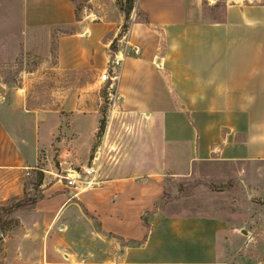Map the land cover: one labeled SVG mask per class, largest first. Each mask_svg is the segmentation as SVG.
<instances>
[{
	"label": "crops",
	"instance_id": "1",
	"mask_svg": "<svg viewBox=\"0 0 264 264\" xmlns=\"http://www.w3.org/2000/svg\"><path fill=\"white\" fill-rule=\"evenodd\" d=\"M135 12L146 20L134 21L123 42L141 53L124 60L113 91L124 110L144 116L153 131L151 154L143 153L138 167H115V175L99 177L77 197L64 181L42 182L43 196L30 211H16L25 227L16 234L24 238L0 264H226L219 246L229 230L225 220L169 215L155 206L167 176L264 161V3L236 1L216 21L205 19L201 0H137ZM37 19L28 26L41 25ZM77 23L75 33L57 41L54 69L63 83L51 91L68 96L71 72L85 69L91 76L85 94L97 96L123 21ZM45 24L71 25V15ZM40 74L33 70L32 82ZM85 94L79 107L88 110ZM33 102L27 85L0 83V202L22 195L24 170L51 165L57 122L79 125L86 130L80 140L90 145L88 130H97L98 103L80 115L66 99L60 107ZM89 149L85 143L84 162Z\"/></svg>",
	"mask_w": 264,
	"mask_h": 264
},
{
	"label": "rangeland",
	"instance_id": "2",
	"mask_svg": "<svg viewBox=\"0 0 264 264\" xmlns=\"http://www.w3.org/2000/svg\"><path fill=\"white\" fill-rule=\"evenodd\" d=\"M236 1L242 0H201L205 19L222 20L226 6ZM251 2L264 3V0ZM136 3L137 0H0V83L27 85L31 104L32 101L40 105L55 102L57 104H53L60 107L64 99L69 100L73 107L76 103L81 110L80 115L89 113L91 105L98 103L100 116L97 130H88L91 145L80 140L86 130H81L79 125L57 122L59 133L57 131L53 135L50 146L51 165L47 161L41 162L36 169H30L29 175L24 170L22 195L0 202V261L6 257L9 246L12 243L15 247L20 245L23 237L22 233L16 234L24 227L17 217V210L7 213L6 208L17 199L37 201L41 198L42 189L37 185L40 174H43V183L65 182L64 170L81 171L84 165L93 164L94 157L98 156L96 166L100 168L101 178L105 179L111 176L110 172L115 167L128 163L137 167L145 164L143 153L151 154L154 142L149 147L147 134L153 131L143 123L142 114L131 115L121 107L117 93L110 85L112 81L102 82L97 96L94 93L90 95V91L85 94L91 76L85 69H75L71 72L72 92L68 96L55 95L51 91L63 83V77L57 78L54 69L58 61L57 41L61 36L76 32L79 24L75 8H78L82 20L90 23L122 20L115 40L118 44L117 40L123 39L134 21L146 20L145 15L135 12ZM52 8H55L54 12ZM129 10L127 20L125 11ZM70 15L71 25L45 24L53 20L67 21ZM36 19L41 25L28 26ZM124 24L128 25L127 29ZM38 68L41 69L40 78L36 77L32 82L31 72ZM82 93L88 95L82 103L89 107L88 110L79 107ZM85 143L90 149L84 162ZM43 153L42 158L46 160L47 152L43 150ZM71 160L74 163H70ZM204 169L203 174L190 177L167 176L155 207L169 215H210L225 220L229 230L219 245L221 262L264 264V161ZM113 175L115 173L112 172ZM32 206L30 204L21 210L30 211ZM25 216L28 219V215Z\"/></svg>",
	"mask_w": 264,
	"mask_h": 264
},
{
	"label": "built area",
	"instance_id": "3",
	"mask_svg": "<svg viewBox=\"0 0 264 264\" xmlns=\"http://www.w3.org/2000/svg\"><path fill=\"white\" fill-rule=\"evenodd\" d=\"M140 53L141 47L132 45L128 41L124 43L123 39L119 40L116 48L112 49L110 52L106 68L100 76L101 81H112L110 83L112 86L124 60L132 54L139 55ZM96 165L95 160H93V164L84 166L81 171L71 169L66 171V175L64 176L65 184L72 190L71 193H73L75 197L83 190L91 189L100 184L98 180V178L101 177L100 168ZM27 169L29 171V168ZM27 174L29 175L30 173L27 172Z\"/></svg>",
	"mask_w": 264,
	"mask_h": 264
},
{
	"label": "trees",
	"instance_id": "4",
	"mask_svg": "<svg viewBox=\"0 0 264 264\" xmlns=\"http://www.w3.org/2000/svg\"><path fill=\"white\" fill-rule=\"evenodd\" d=\"M75 16H76V20L77 21L82 20V17L80 16V14L78 12V8L77 9L75 8ZM129 16H130V10L129 11H125V18L127 20L129 18ZM124 27H125V29H127L128 25L127 24H124ZM111 46H112V48L115 49V47H116V41H113V43H112ZM39 176H40L39 177V181L37 183L38 186L41 185L42 184V181H43V174H40ZM35 202H36V200H31L30 201L29 199H17L15 203H13L11 206H9L8 208H6V211H7V213H13L16 210L21 209V208H25V207H27L30 204H33L34 205ZM144 220H145L146 226L148 227L149 226V223L146 221V218Z\"/></svg>",
	"mask_w": 264,
	"mask_h": 264
},
{
	"label": "water",
	"instance_id": "5",
	"mask_svg": "<svg viewBox=\"0 0 264 264\" xmlns=\"http://www.w3.org/2000/svg\"><path fill=\"white\" fill-rule=\"evenodd\" d=\"M241 231H242V233L247 234V232L245 230H241Z\"/></svg>",
	"mask_w": 264,
	"mask_h": 264
}]
</instances>
